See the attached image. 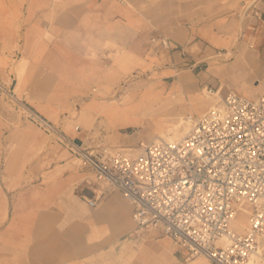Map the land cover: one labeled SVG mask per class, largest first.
Wrapping results in <instances>:
<instances>
[{
    "label": "crops",
    "instance_id": "1",
    "mask_svg": "<svg viewBox=\"0 0 264 264\" xmlns=\"http://www.w3.org/2000/svg\"><path fill=\"white\" fill-rule=\"evenodd\" d=\"M160 35L169 37L170 48L153 41ZM106 42L117 45L111 47L112 53L121 46L128 54L149 51L150 42L167 51L175 66L191 70L208 66L206 70L213 74L237 82L238 91L227 92L256 99L264 90V0H0V79L17 94L38 99L35 108L54 123L63 105L55 103L54 97H69L72 82L88 89L96 76L103 75L102 63L81 51L93 44L103 49ZM211 57H221L222 64L211 62ZM222 88L215 93L220 96ZM16 112L0 98V264H106L99 259L88 261L101 248L89 245L87 238L95 229L102 232L113 228L115 214H130L121 201L123 196L116 190L104 192L105 213L98 212L100 216L94 219L39 218L34 212L23 217L22 202L9 196L4 184L8 177L19 178L15 183L22 184L21 169L15 168L14 173L2 169L7 154L1 133L17 122ZM80 129L63 130L86 144ZM80 190L81 199L83 194L95 197L97 192L84 187ZM37 206L31 199L30 210ZM134 230L135 222L123 241H139L144 235L153 238L142 251L127 252L124 259L109 258V264H127L126 260L135 255L138 264H209L205 259L187 260L186 252L160 231ZM161 236L170 238L176 248ZM24 256L30 261L24 262Z\"/></svg>",
    "mask_w": 264,
    "mask_h": 264
},
{
    "label": "built area",
    "instance_id": "2",
    "mask_svg": "<svg viewBox=\"0 0 264 264\" xmlns=\"http://www.w3.org/2000/svg\"><path fill=\"white\" fill-rule=\"evenodd\" d=\"M153 41L171 47L165 35ZM0 98L80 157L97 181L119 191L132 207L135 232L170 236L187 260L264 264V90L256 99L229 91L190 117L182 138L142 141L135 153L102 141L78 142L1 79ZM81 197L91 207L100 199L96 192ZM240 212L247 223L237 230L233 223Z\"/></svg>",
    "mask_w": 264,
    "mask_h": 264
},
{
    "label": "rangeland",
    "instance_id": "3",
    "mask_svg": "<svg viewBox=\"0 0 264 264\" xmlns=\"http://www.w3.org/2000/svg\"><path fill=\"white\" fill-rule=\"evenodd\" d=\"M27 21L28 19H24V22ZM90 42L93 43L91 40ZM116 46L106 42L102 45L103 49L93 44L88 50L81 51L87 52L90 59L102 63L103 75L96 76L88 89H81L72 82L74 87L69 97L63 99L56 96L53 99L55 103H63L59 115L53 120L61 124L64 130L72 128L74 131L75 126H80L81 135L87 145L102 141L111 149L128 152L124 148L138 147L140 142L150 141L161 130L174 134L175 123L179 117H183L185 121L177 129L183 130L186 126L181 136L185 135L190 128L187 118L198 116L211 108V94L220 87H223L221 97L229 89L238 91L237 82L231 78L226 79L223 74H213L210 69L206 70L208 66L191 70L188 66L173 65L169 53L155 48L150 42L147 43L149 51L137 50L134 54H128L129 51L121 46L112 53L111 47ZM210 61L222 64L221 57H211ZM94 86L96 90L93 89ZM210 90L213 93H209ZM17 95L37 110L35 101L38 99L32 98L30 94ZM5 102L16 112L10 102ZM16 113L17 122L8 126L5 133H1L6 139L4 150L7 154L6 165L2 169L6 173H14L15 168L17 171L21 169L22 184L15 183L19 178L9 177L4 178V184L6 182L8 195L12 194L13 199L22 202V216L30 217L31 212H34V216L39 218L60 216L94 219L100 216L99 213L104 214L102 209L107 200L103 197L104 194L98 200L97 208H91L80 198V189L84 187L91 193L93 190L109 192L111 187L97 181L93 170L81 159L79 163L73 164L76 155L55 142L36 124L21 117L19 112ZM63 166L69 168L63 175L53 177ZM31 199L37 202L38 209L30 210ZM121 201L132 212L130 203L122 197ZM76 212L78 213L75 214ZM131 212L126 217L120 213L113 215L116 218L113 228L102 232L95 229L92 235L90 231L91 236L88 235L87 243L101 250L96 254L97 257L93 256L88 261L99 259L102 263L109 264V258L124 259L127 252L136 254L151 241L152 235H144L145 238L139 241H123L126 233L134 228ZM246 219L245 213L240 212L233 225L238 227L239 222H246ZM46 228L40 226V229ZM39 233L40 238L44 239V234ZM161 238H166L176 248L170 238ZM25 245H29V242ZM41 254L43 253L40 251ZM23 260L29 262L30 257L24 256ZM138 260L135 255L126 262L138 264Z\"/></svg>",
    "mask_w": 264,
    "mask_h": 264
},
{
    "label": "bare ground",
    "instance_id": "4",
    "mask_svg": "<svg viewBox=\"0 0 264 264\" xmlns=\"http://www.w3.org/2000/svg\"><path fill=\"white\" fill-rule=\"evenodd\" d=\"M150 84V83H149ZM221 95V94H220ZM210 98H212V106L211 107H213V106H215L218 102H219V100H220V98H221V96H219L217 93H213V94H211L210 95ZM144 116V115H143ZM190 119V117L189 118H187V120H189ZM109 121V120H108ZM185 120H184V118L183 117H179L177 120H176V123H175V127H174V129H176L175 131H174V134H169V133H166V131H159L158 133H157V135L154 137V138H152V139H161V138H164V139H166V140H169V141H175V140H178V139H180V138H182L184 135H182L181 136V134H183L184 133V130H186V126L183 128V130H178L177 128L178 127H180V125H182L183 124V122H184ZM190 121V120H189ZM110 122V121H109ZM143 122V121H142ZM141 122V123H142ZM190 123V122H189ZM75 128H76V126H75ZM188 132V131H187ZM179 136H181V137H179ZM124 149H127V151L129 152V153H135V152H137L138 151V147H127V148H124ZM79 161H80V157H78V156H76V158H75V160L73 161V164H77V163H79ZM56 168V167H55ZM69 167L67 166V167H62V168H60L59 170H57V172L55 173V174H53V177H57V176H61V175H63V173L66 171V169H68ZM54 169V168H53ZM54 171V170H53ZM88 181H90V179L88 180ZM97 191V194H98V196L101 198L102 197V194H103V190H96ZM237 221V220H236ZM235 223V222H234ZM233 223V224H234ZM246 223H247V219H246V222H239V224H238V227H236V226H234L237 230H242L244 227H245V225H246ZM199 258H202V259H205V258H203V257H197L196 259H199ZM206 261H208L207 259H205Z\"/></svg>",
    "mask_w": 264,
    "mask_h": 264
}]
</instances>
